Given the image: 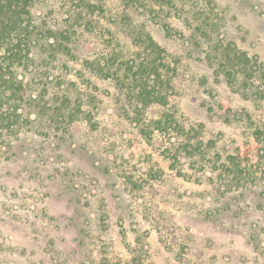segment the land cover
<instances>
[{"label":"rangeland","instance_id":"obj_1","mask_svg":"<svg viewBox=\"0 0 264 264\" xmlns=\"http://www.w3.org/2000/svg\"><path fill=\"white\" fill-rule=\"evenodd\" d=\"M175 4L150 19L151 3L32 0L20 119L0 131V264H264V0ZM136 27L177 72L164 154L89 65L90 47L112 70L138 60ZM228 45L251 59L248 83L215 70Z\"/></svg>","mask_w":264,"mask_h":264},{"label":"trees","instance_id":"obj_2","mask_svg":"<svg viewBox=\"0 0 264 264\" xmlns=\"http://www.w3.org/2000/svg\"><path fill=\"white\" fill-rule=\"evenodd\" d=\"M123 1L136 7H144V3L153 4L157 8L146 10L150 19H153L154 15L158 17L159 10L163 12L176 9V0ZM31 4L32 0H0V131L17 127L20 119L18 109L23 101L24 90L13 67L24 66L30 61L34 33ZM87 7L94 8L91 5ZM161 27L165 34L170 35L169 25L162 24ZM200 27L197 26L194 32H199ZM140 29L141 27H136L131 31L133 39L141 46L138 60L125 61L112 70L111 63L102 58L100 50L90 47L93 60L89 65L94 67L98 74H105L125 89L134 103V119L140 125L141 135L155 151L164 154L167 151V136L177 132L179 125L170 112L162 111L168 102L167 90L174 93L176 88L173 76L175 77L177 72L166 64L165 50L150 34ZM87 43L91 44L88 41ZM113 61L117 63V59L114 58ZM250 67L251 59L248 55L236 46L228 45L222 46L219 51L215 70L223 73L227 82L232 85L231 83L238 79L242 83L252 80L255 71H251ZM231 160L230 182L243 190L247 185L246 173L235 158Z\"/></svg>","mask_w":264,"mask_h":264}]
</instances>
